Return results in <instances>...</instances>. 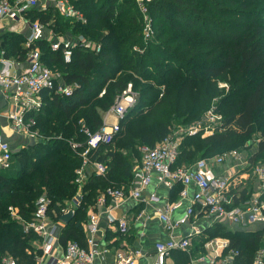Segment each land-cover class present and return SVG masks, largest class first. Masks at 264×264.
<instances>
[{
  "label": "trees",
  "instance_id": "trees-1",
  "mask_svg": "<svg viewBox=\"0 0 264 264\" xmlns=\"http://www.w3.org/2000/svg\"><path fill=\"white\" fill-rule=\"evenodd\" d=\"M74 4L86 23L64 18L52 5L26 15L56 35L84 37L100 51L75 48L67 63L62 50L53 51L47 38L33 46L43 64L74 90L70 96L45 91L44 106L34 116L45 140L22 147L14 154L12 167L0 171V264L7 256L18 264L37 263L42 253L35 246L39 238L24 233L10 207L30 221L35 202L45 193L51 200L49 214L56 221L62 219V207L77 192L76 170L87 143L83 131L102 128L105 115L129 84L137 102L120 121L121 131L113 142L90 154L107 173L87 176L82 204L61 230L63 246L70 241L86 245L88 206L108 188L130 186L143 145L157 146L174 126L193 123L213 106L223 115L222 126L203 138L185 137L176 166L188 167L199 159L238 150L233 147L251 138L258 127L261 137L248 164H264V0H155L149 6L155 36L148 41L135 0H74ZM23 40L22 34L2 35L0 55L24 61L29 49ZM71 143L79 147L73 149ZM175 188L181 190V185ZM234 199L238 205L246 198ZM219 237L229 240L228 250L239 251L237 264H252L256 252L264 248V228L250 232L216 223L194 240L196 251ZM175 256V264H190L186 252Z\"/></svg>",
  "mask_w": 264,
  "mask_h": 264
},
{
  "label": "built area",
  "instance_id": "built-area-1",
  "mask_svg": "<svg viewBox=\"0 0 264 264\" xmlns=\"http://www.w3.org/2000/svg\"><path fill=\"white\" fill-rule=\"evenodd\" d=\"M74 1V0H73ZM72 0H0V29L9 26L10 23L23 22L29 30L26 36L24 47L29 52L24 60L25 67L19 68L21 62L0 56V92L8 100L5 112H0V118H6L9 134L0 131V171L9 170L13 164V156L16 153L11 142L12 135L23 138L24 143L21 148L30 144H36L45 140L36 126L35 114L44 106L43 95L45 91L53 92L55 95L70 96L73 93V86L64 82L61 76L46 67L41 60L39 49L33 47L34 44L47 38L53 51L62 50L65 62L72 60L75 48L81 47L90 49L96 53L100 51V46L85 39L84 37H63L50 31L38 20L31 21L26 15L31 9L45 11L49 6H54L60 14L73 22L86 23L84 14L77 9ZM153 0H135L139 12L144 20V40L151 39L152 17L149 15V5ZM15 30V29H13ZM104 94V90L100 95ZM137 102V93L129 84L127 89L117 98L114 106L105 116L113 115L116 122L109 123L104 119L102 128L91 133L88 129L83 132L87 136L86 148L80 153L82 165L76 170L75 184L77 187L76 196L72 201L66 202L61 209L62 217L76 210L81 206L84 198V185L87 176L94 172L98 175H106L107 168L99 162L91 160L90 154L99 149L102 145H109L115 136L121 131L120 121L125 118L128 110ZM107 118V117H106ZM223 115L217 111L216 107L208 109L204 115L193 124L172 130L170 134L157 146L150 147L143 145L140 148L141 159L133 165V178L128 188H108L100 193L94 204L88 206V217L84 223V233L86 245L82 246L78 242L70 241L63 249V254L59 258L55 255L57 243H60L58 232L59 224H65L62 219L54 220L50 213L51 200L44 193L35 202V211L30 221H25L18 214V209L10 207L11 215L21 222L23 231L26 234H35L39 241L35 243L41 250V256L36 264H95L97 259L106 261V256L111 249L99 248L95 236L99 231L100 210L105 207L108 201L120 204L127 198L145 203L160 204L162 198L156 193H152L148 198H143L144 191L152 183L153 179L158 184L172 188L180 184V200L175 203H168L163 207H155L152 215L161 220L168 231L171 232L182 226L197 215L202 214L206 218L215 219L217 222L232 226L248 228L250 226H261L264 228V165H258L254 169V174L260 182V189L248 199L243 206H236L233 197L230 195V188L234 174H219L214 166H221L227 162L235 160L239 165H247L242 159V152L231 150L219 154L213 158H202L188 167L176 166L180 146L187 136L212 135L218 126H222ZM5 133V134H4ZM72 148L79 147L77 143H71ZM214 166H213V165ZM194 187L195 191L190 194L188 188ZM182 199H188L189 207L185 213L176 221L171 220V213L178 207ZM196 208L198 212L196 211ZM151 218V214L141 212L137 219L145 222ZM111 224H116L121 236L128 233L129 223L126 218L116 219L109 217ZM199 234V232H195ZM192 246V236L179 238L171 236L167 241H160L155 244L154 261L152 264H167L168 259L174 251H184L190 253ZM229 241L219 238L209 239L205 244V254L199 261H207L208 264H237L238 250H228ZM141 256L140 251L124 249L116 250L114 254V264H136L137 258ZM3 264H18L11 257H5ZM252 264H264V248H260L254 257Z\"/></svg>",
  "mask_w": 264,
  "mask_h": 264
},
{
  "label": "crops",
  "instance_id": "crops-1",
  "mask_svg": "<svg viewBox=\"0 0 264 264\" xmlns=\"http://www.w3.org/2000/svg\"><path fill=\"white\" fill-rule=\"evenodd\" d=\"M15 29V30H13ZM22 34L24 37L23 42L26 39V36L29 33L28 28L23 22L10 23L9 26H3L0 29V37L4 34ZM23 42H21L23 44ZM2 54V53H1ZM1 56V55H0ZM15 59V58H13ZM17 60V59H15ZM19 61V60H17ZM21 64L18 66L19 68H24V61H19ZM8 106V100L2 96L0 92V112H5ZM107 117V118H106ZM105 119L109 123L116 122V118L113 115L105 116ZM8 124L6 122V118H0V131L7 132V135H10ZM5 134V133H4ZM10 142L17 152L21 149V145L24 143L23 138L12 135L10 137ZM243 161L247 162V165H239V162L232 160L227 162L221 166H214V169L219 174H234L235 177L232 181L234 184L233 188H230V195L234 198L239 199L240 197H245L246 199L241 200V202L236 206H243L251 196L258 192L260 189V182L258 181L257 176L253 175L254 179L249 180V176L251 172L248 170L252 167L248 164V158L245 154L242 153ZM253 173V172H252ZM254 174V173H253ZM250 181V182H249ZM174 185L172 188H168L164 185L158 184L156 179H153L152 183L148 186V188L143 193V198H148L152 193H156L160 198H162V202L160 204H152L149 205L142 200H135L133 198H127L122 201L120 204H115L108 201L107 205L100 210L99 214V231L95 236L96 242L99 244V248H110V253L106 256V261L102 262L100 259L95 261V264H114V254L116 250L124 249L125 251L138 250L141 253V256L137 258L136 264H152L154 261V252H155V244L160 241H167L171 236H177L179 238H186L192 236V244L194 240H198V238L203 237L204 233L207 229L213 227L217 222L215 219L206 218L202 214L197 213L195 217H193L190 222L177 227L172 231H168L165 227V224L159 220L156 216L152 215L155 207H163L168 203H175L180 200V191L178 188H175ZM190 194L195 191L194 187L188 188ZM252 193L251 195H249ZM235 196V197H234ZM247 196V197H246ZM190 202L188 199H182L178 207H176L171 213L170 217L172 221H176L179 219L189 207ZM196 211L198 212L197 208ZM141 212H146L147 214H151V218L141 223L142 221L138 220L137 217ZM74 216V215H73ZM113 216L117 220L120 218H126L129 223L128 233L124 236H121L117 230L116 224H111L109 222V217ZM67 224H59L58 232L61 233L62 228ZM230 229L232 230H246V231H256L261 229V226H250L248 228H243L241 226H232ZM199 232V234H195V232ZM113 234V238L110 239L109 235ZM228 240L226 238H221ZM229 241V240H228ZM56 251L55 255L59 258L63 254V246L61 243H57L55 245ZM194 248L190 249V253L186 252L189 257L190 264H208L207 261L201 262L199 261L200 257L205 254V248L203 246V250L196 251ZM179 252L174 251L170 258L167 261V264H175V254ZM41 256V255H40ZM38 257V259L40 258Z\"/></svg>",
  "mask_w": 264,
  "mask_h": 264
},
{
  "label": "rangeland",
  "instance_id": "rangeland-1",
  "mask_svg": "<svg viewBox=\"0 0 264 264\" xmlns=\"http://www.w3.org/2000/svg\"><path fill=\"white\" fill-rule=\"evenodd\" d=\"M73 1V0H72ZM155 0H153V2H154ZM74 2V1H73ZM152 2V3H153ZM150 6V5H149ZM142 15V14H141ZM144 25V24H143ZM154 33H155V30H154V26H153V23H152V34H151V38L152 37H154L155 35H154ZM143 35H144V33H143ZM73 38H75L76 36H72ZM78 37V36H77ZM221 88H223V89H227V87H226V85L224 84V83H222L221 84ZM214 107V106H213ZM212 108V107H211ZM195 122V121H194ZM193 122V123H194ZM193 123H191V124H193ZM191 124H189V125H191ZM189 125H181V126H174L173 128H172V130L174 131V130H179V128L181 127V129H185V127H187V126H189ZM261 130H260V128L258 127L256 130H255V132L253 133V135H252V137L251 138H249V139H247V140H242L241 142H239L236 146H234L233 148H237L239 151H241L243 154H245L246 156H247V158H249V156H251L255 151H256V149H257V144H258V141H259V138L261 137ZM202 138L203 137H206V136H202V134L200 135ZM117 149H119V147L117 146L116 147V150ZM228 149H230V148H228ZM120 150V149H119ZM225 150V149H224ZM227 150V149H226ZM222 150H220V151H218L217 153H220ZM141 152V151H140ZM200 157H197V159H199ZM262 165H264V164H262ZM256 166H258V165H256V164H252V167L248 170V172H253L254 173V169H255V167ZM249 173V174H251L250 176H249V180H252V179H254V177H253V175L255 176V174H253V173ZM250 182V181H249ZM234 184H236V183H234L233 181L231 182V188H233V186H234ZM252 193H250L249 195H251ZM247 197V196H246ZM196 245L193 243L192 244V246H191V248H192V250L194 249V248H196L195 247Z\"/></svg>",
  "mask_w": 264,
  "mask_h": 264
},
{
  "label": "water",
  "instance_id": "water-1",
  "mask_svg": "<svg viewBox=\"0 0 264 264\" xmlns=\"http://www.w3.org/2000/svg\"><path fill=\"white\" fill-rule=\"evenodd\" d=\"M72 217H73V213L70 212V213H68L67 215H65V216L62 217V221H63L65 224H68V223L71 221Z\"/></svg>",
  "mask_w": 264,
  "mask_h": 264
}]
</instances>
